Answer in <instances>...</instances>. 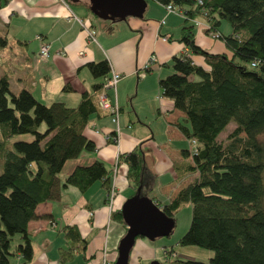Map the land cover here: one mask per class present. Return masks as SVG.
I'll return each mask as SVG.
<instances>
[{
    "label": "trees",
    "instance_id": "1",
    "mask_svg": "<svg viewBox=\"0 0 264 264\" xmlns=\"http://www.w3.org/2000/svg\"><path fill=\"white\" fill-rule=\"evenodd\" d=\"M153 1L189 6L178 38L186 52L171 57V72L158 80V86L182 113L178 129L194 147L181 151V156L190 159L185 170L195 175L161 209L173 219L181 205L189 204V224L176 243L212 251L206 262L174 256L167 264H264V151L256 140L264 129V0ZM196 14L205 18L206 34H216L229 55L196 45L193 24L188 22ZM220 19L228 21L229 33H218ZM5 44L0 37V47ZM189 53L201 56L207 69L194 64ZM86 67L102 80L109 72L106 59ZM101 84L92 89L98 92ZM97 112L92 94L85 91L75 106L44 104L26 88L12 92L7 78L0 76V264H9L15 254L30 258L26 224L38 203L57 198L64 163L94 148L82 131ZM230 122L234 128L222 143L218 135ZM23 135L30 138L15 139ZM117 161L127 167L132 194L139 185L142 193L150 186L153 174L139 146L120 154ZM109 173L101 161L93 160L74 166L63 185L83 191L101 180L108 191ZM110 215L122 221L118 210ZM64 230L67 237L78 239L73 227Z\"/></svg>",
    "mask_w": 264,
    "mask_h": 264
},
{
    "label": "crops",
    "instance_id": "2",
    "mask_svg": "<svg viewBox=\"0 0 264 264\" xmlns=\"http://www.w3.org/2000/svg\"><path fill=\"white\" fill-rule=\"evenodd\" d=\"M175 7L178 8L174 12H167L160 3L147 0L142 17L109 21L94 16L86 0L0 2V37L6 41L0 47V76L7 78L12 92L26 88L41 103L60 101L75 106L82 92L92 94L95 102L99 92L92 86L102 78L90 74L88 62L106 59L109 72L120 75L115 90L105 91L118 107L116 122L98 107V112L90 116L82 133L94 148L83 149L76 158L64 163L58 173L57 198L38 203L34 217L26 224L30 258L23 260L15 254L9 264H96L102 259L113 264L125 224L111 218L107 190L101 180L83 191L63 185L64 176L76 165L93 160L104 164L110 172L109 185L114 193L112 211H119L132 194L126 165L117 161L116 171L112 172L115 158L135 146L142 149L144 164L153 174L143 194L160 207L194 177V173L185 170L190 159L181 156L189 145L177 126L182 113L161 95L158 86V80L171 72V57L186 52L178 35L185 20L183 12L189 6ZM201 17L203 24L197 22L195 30L193 26L196 45L209 53L229 55L220 39L206 34L207 23ZM78 20L86 21L94 29L93 41L86 38ZM192 20L188 22L193 24ZM37 35L39 40L35 39ZM41 44L48 45L49 56L45 59L37 54ZM150 55L155 58L154 63H148ZM189 56L194 64L207 69L201 56ZM64 86L69 90H62ZM64 226L73 227L78 239L67 237ZM153 257L154 248L137 237L129 264L146 263Z\"/></svg>",
    "mask_w": 264,
    "mask_h": 264
},
{
    "label": "water",
    "instance_id": "3",
    "mask_svg": "<svg viewBox=\"0 0 264 264\" xmlns=\"http://www.w3.org/2000/svg\"><path fill=\"white\" fill-rule=\"evenodd\" d=\"M86 1L94 16L109 21L124 20L127 16L140 18L146 6L145 0ZM119 212L125 231L117 243L113 264H129L130 251L137 237L152 241L157 237L168 236L174 226V220L166 216L153 199L141 192L140 185L135 188L134 194L123 201ZM148 264L160 263L151 260Z\"/></svg>",
    "mask_w": 264,
    "mask_h": 264
},
{
    "label": "rangeland",
    "instance_id": "4",
    "mask_svg": "<svg viewBox=\"0 0 264 264\" xmlns=\"http://www.w3.org/2000/svg\"><path fill=\"white\" fill-rule=\"evenodd\" d=\"M177 8L178 7L174 6L175 10ZM192 21H193V26L195 30L197 22L202 23L204 19L199 14H196L193 17ZM218 30L222 34L228 33L230 31V25L228 21L225 19H220ZM169 66L171 69L170 62H169ZM233 128H234V124L232 122L228 123L225 129L218 135V140L222 143L226 142L227 140L226 137ZM240 136H243V134H240ZM16 138L29 139L30 136L23 135V136H16L15 139ZM256 140L261 145L264 151V129L256 135ZM263 181H264V171H263ZM155 189L157 190V188ZM263 202H264V193H263ZM173 220H174V226H173L172 232L168 236L157 237L152 241H147L145 239L146 243L154 248V257L152 260H155L160 264H167L169 259L175 256L180 259H193V260L206 262L208 258L212 255L211 250L200 248L195 245H182L181 246L176 243L178 238L181 237L187 230L189 220H190V206H188V204L184 206L181 205L174 212ZM170 247L173 248L174 252L169 250ZM165 250H169V251L167 252ZM148 263L149 261L146 263L141 262V264H148Z\"/></svg>",
    "mask_w": 264,
    "mask_h": 264
},
{
    "label": "built area",
    "instance_id": "5",
    "mask_svg": "<svg viewBox=\"0 0 264 264\" xmlns=\"http://www.w3.org/2000/svg\"><path fill=\"white\" fill-rule=\"evenodd\" d=\"M198 3H200V1L198 0ZM165 7V10L167 12H174L175 9L172 5L170 4H167L164 6ZM78 23L81 27V29L84 31L85 35H86V38L88 40H94V29L91 28L89 26L88 23H86V21H83V20H78ZM212 37H216V34H211ZM36 40H39L40 39V36H36L35 37ZM163 40H165V37H162ZM37 54L40 58H47L49 56V51H48V45L46 44H41L38 48V51H37ZM56 54H59V55H62V52H58ZM154 63L155 62V58L150 55V57L148 58V63ZM146 68V67H144ZM120 78V75L118 73H115L114 71H110L109 74L105 77H103V80H102V84H101V87H100V90L97 94V97H96V105L97 107L107 113L110 117H111V120L112 122H116V116H117V113H118V107L116 105L115 102H111L109 97L107 96L106 94V90H112L114 91L115 90V86H116V83L117 81L119 80ZM193 147H194V142H189V145H188V149L190 151H193ZM117 157L115 158V161H114V168L112 170V172L114 173L116 171V163H117ZM113 196H114V193H113V190L111 189V187L108 189L107 191V206H108V210L109 212L111 213L112 212V199H113ZM96 264H110L108 261L102 259L100 262L96 263Z\"/></svg>",
    "mask_w": 264,
    "mask_h": 264
}]
</instances>
